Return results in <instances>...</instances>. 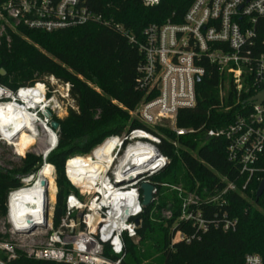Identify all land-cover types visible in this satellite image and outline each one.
Listing matches in <instances>:
<instances>
[{"label":"built area","instance_id":"built-area-1","mask_svg":"<svg viewBox=\"0 0 264 264\" xmlns=\"http://www.w3.org/2000/svg\"><path fill=\"white\" fill-rule=\"evenodd\" d=\"M160 1L142 0L146 6ZM90 22L110 23L90 8L88 0H0V42L10 43L19 26L54 32ZM116 28L143 55L137 87L146 99L131 113L144 127L110 136L91 155L67 161L66 176L81 197L66 198L58 226L54 223L56 200L52 205L50 198L41 217L45 223L34 226L14 220L11 196L34 182L39 172L22 177L24 186L10 193L6 220L0 222V256H4L0 264H9L21 253L33 260L64 264H124L127 239L137 238L136 220L144 212L140 186L170 163L160 149L157 128L168 126L178 135L193 132L177 127L178 114L195 107L197 86L208 73L217 74L221 105L231 97L226 110L236 109L228 125L210 129L206 136L228 142V160L238 175L235 181L222 178L227 184L215 186L203 198L171 186L182 203L175 226L185 225L176 229L173 242L201 240L212 228L235 230L238 220L222 209L227 194L253 192L252 184L259 188L264 181V101L248 102L264 90V0H192L181 22L152 23L139 36L120 24ZM69 100V82L54 77L49 83L37 81L17 89L0 84V142L25 157L32 146L20 155L16 145L19 132H25L35 138V144L55 138L53 150L59 128L53 129L51 121L54 116L61 118L62 104ZM47 110L52 116L46 115ZM77 158L97 163L87 165L78 184L68 170L69 162ZM157 193L155 187L154 198ZM173 216V208L165 212L166 218ZM245 264H264V260L248 254Z\"/></svg>","mask_w":264,"mask_h":264},{"label":"trees","instance_id":"trees-1","mask_svg":"<svg viewBox=\"0 0 264 264\" xmlns=\"http://www.w3.org/2000/svg\"><path fill=\"white\" fill-rule=\"evenodd\" d=\"M191 2L161 0L157 5L146 6L142 0H88L90 8L110 21L109 24L90 22L54 32L19 26L12 33L10 43L0 42V84L17 89L37 81L49 83V78L54 77L70 85L75 105L64 118L53 117L59 122L58 144L45 159L58 169L56 226L64 215L66 198L78 195L66 176L67 161L75 156L91 155L110 136L144 127L131 113L146 99V93L137 87L143 55L116 24L139 36L149 24L183 21ZM2 69L6 74L1 73ZM218 85L216 73L206 74L197 86L195 107L179 112L177 127L193 132L178 135L168 126L157 128V134L162 137L160 149L170 163L151 178L158 193L140 217L139 242L127 239L126 258L130 261L125 259L124 264H155L157 261L158 264H245L248 254H258L264 260V194L257 201L258 184L255 183L251 186L253 192L244 195L229 192L226 196L227 205L222 209L230 218L238 220L235 230L212 228L201 240L191 243L172 240L176 229L185 227L175 226L182 203L173 189L162 184L181 186L203 198L211 194L215 186L221 188L227 184L222 178L235 181L238 175V170L228 160V142L222 137L206 136L210 129L228 125L236 109L226 110L232 103L231 97L221 105ZM35 142L32 135L22 134L18 141L21 155ZM40 162L41 156L27 154L11 169L0 166V220L7 216L10 193L24 186L22 177L39 171ZM79 164L73 170L82 166ZM53 176L52 165L49 178L54 182ZM242 183L240 181L239 185ZM170 208L174 216L168 219L165 212ZM9 264L64 263L37 261L21 253Z\"/></svg>","mask_w":264,"mask_h":264},{"label":"bare ground","instance_id":"bare-ground-1","mask_svg":"<svg viewBox=\"0 0 264 264\" xmlns=\"http://www.w3.org/2000/svg\"><path fill=\"white\" fill-rule=\"evenodd\" d=\"M12 112V110H10ZM25 132H19V137L24 134ZM19 137L16 140V145L18 146ZM55 138L51 137L49 141V148L45 149L44 153H46L53 145ZM80 160V158L74 159ZM73 160V161H74ZM72 162V161H71ZM70 163V162H69ZM82 165L77 170H72L68 164V170L72 179L76 184L79 183L80 177H83V172L86 170L85 168L88 166L96 167L97 163L91 160H84L80 161ZM47 165V164H46ZM88 165V166H87ZM40 170V173L35 177L34 182H32L29 186L18 190L14 195L11 196L13 198L11 200V208H12V215L14 220L26 221L30 220L31 218L35 217H43L45 212V207L47 205V198L48 195V188L42 186V180L45 179L43 177V168ZM84 170V171H83ZM85 177V176H84Z\"/></svg>","mask_w":264,"mask_h":264},{"label":"rangeland","instance_id":"rangeland-1","mask_svg":"<svg viewBox=\"0 0 264 264\" xmlns=\"http://www.w3.org/2000/svg\"><path fill=\"white\" fill-rule=\"evenodd\" d=\"M74 102L73 100H69L64 102V104H62V109L60 110V117L64 118L65 116H67L68 112H69V108L74 107ZM136 116V115H133ZM49 148V141L48 139L45 140L44 142H38L36 144L33 145L32 148L29 149V151L26 153L27 154H31V155H35L37 157L41 156V167L39 169V171L42 169V167L45 165V167L43 168V177L48 181L49 183V189H48V198L51 199V204L54 205V200L57 196V191H58V186H57V182L55 181L56 179V175H57V167L56 165H54L52 162H46V158L44 156V151L45 149ZM19 150V148H18ZM20 155L21 152L19 151ZM25 156V157H26ZM24 156H18L13 152V148L11 146H8L6 144H3L0 142V166L5 168V169H11L14 165H18L21 162V159L25 158ZM76 157V156H75ZM73 158V157H72ZM71 159V158H70ZM80 161L82 162V159L80 160H74L72 162L69 163L70 168L73 170L77 164L80 163ZM50 163V164H49ZM54 166V182L50 180L49 176L51 175V170H52V165ZM38 165V163L36 164V166ZM38 171V172H39ZM66 171V170H65ZM37 172V173H38ZM56 182V183H55ZM55 183V184H54ZM169 187V186H168ZM170 190H172V187H169ZM53 195V197H52ZM78 195L81 197V194L78 193ZM6 220V216L2 217L0 222H4ZM134 241L136 243L139 242L138 238H135ZM1 259L4 258L3 254L0 256ZM126 261H130V258H126ZM155 264H158L157 262H154Z\"/></svg>","mask_w":264,"mask_h":264},{"label":"water","instance_id":"water-1","mask_svg":"<svg viewBox=\"0 0 264 264\" xmlns=\"http://www.w3.org/2000/svg\"><path fill=\"white\" fill-rule=\"evenodd\" d=\"M2 74H6V71L4 69L1 70ZM264 101V90L262 92H260L258 95L250 98L248 100V102H253V103H260ZM52 105V104H51ZM47 116H52V112H50V110H47L46 112ZM51 127L55 130H57L59 128V122L56 120H52L51 121ZM52 149H49L46 153H44V156L47 157L48 154L51 152ZM40 173V171H39ZM42 186L45 188L49 187V183L46 179L42 180ZM140 189L142 191V206L143 208H148L150 206V204L153 203L154 201V195H155V186L154 184H151V182H143L140 186ZM264 194V181L261 183V185L259 186L258 190H257V201L262 197V195ZM141 219L137 218L136 220V224L139 225V221ZM34 223V226H38L41 223H45L46 219H42L39 217H35V218H31L30 220H27L26 223Z\"/></svg>","mask_w":264,"mask_h":264},{"label":"crops","instance_id":"crops-1","mask_svg":"<svg viewBox=\"0 0 264 264\" xmlns=\"http://www.w3.org/2000/svg\"><path fill=\"white\" fill-rule=\"evenodd\" d=\"M55 200H56V198H55ZM55 200H54V201H55Z\"/></svg>","mask_w":264,"mask_h":264}]
</instances>
